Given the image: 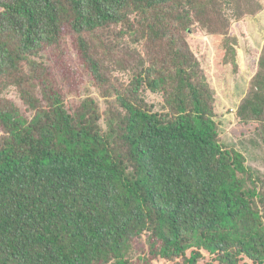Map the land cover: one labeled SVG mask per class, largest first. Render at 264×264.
<instances>
[{
  "label": "trees",
  "instance_id": "trees-1",
  "mask_svg": "<svg viewBox=\"0 0 264 264\" xmlns=\"http://www.w3.org/2000/svg\"><path fill=\"white\" fill-rule=\"evenodd\" d=\"M262 10L0 0V264H264V42L236 104L205 63Z\"/></svg>",
  "mask_w": 264,
  "mask_h": 264
},
{
  "label": "rangeland",
  "instance_id": "rangeland-1",
  "mask_svg": "<svg viewBox=\"0 0 264 264\" xmlns=\"http://www.w3.org/2000/svg\"><path fill=\"white\" fill-rule=\"evenodd\" d=\"M234 30L237 32V34L240 37L241 41V60H240V68L238 70V73L231 77V74H228V76H223L218 78V76L214 73L217 69V64L215 63V56L213 54V48L212 45H210L209 48V57L205 61L207 67L209 68V71L213 75V81L215 82L216 80V85L220 84L222 86H225L222 91H225V93L222 95L228 96L225 97L224 101L228 105V102H232L236 104L238 100L240 99V95L243 93L245 90V86L247 85V81L251 75H253L256 71L257 68V63H258V58H257V52L261 48L263 42H264V10H262L256 17H251L247 20V23H239L234 25ZM157 48H160L157 47ZM162 52V51H158ZM67 61L74 66L75 68L79 69L78 73H80V77L84 79L85 84L84 85H89V89L91 90V94L96 97L99 101H101V97L97 93L96 89L94 86L90 84L89 78L87 76V73L85 70L80 67V60L77 55V52L74 50L72 47L71 42L68 43V59ZM229 79V80H228ZM229 81V82H228ZM230 94V96H229ZM232 96L233 99H230ZM153 100L158 101L159 97L150 95ZM230 100V101H229ZM234 111H232V114ZM232 127V126H231ZM229 127V129H231ZM231 132V131H230ZM234 137V136H232ZM236 141L235 139H233ZM247 141H244L243 144H239V147L242 149L245 147ZM249 146V145H248ZM249 149L252 147H248ZM248 149V150H249ZM251 149L248 151V156H249V164L254 167L255 169H259L260 173L264 174V165L258 164L260 159L258 160V157H253ZM259 149V148H258ZM256 149V151L258 150ZM254 151V150H253ZM264 212V209H263Z\"/></svg>",
  "mask_w": 264,
  "mask_h": 264
}]
</instances>
